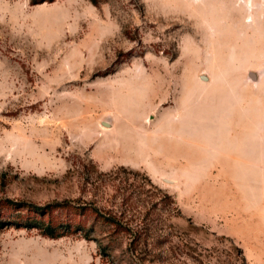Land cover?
I'll use <instances>...</instances> for the list:
<instances>
[{"label": "rangeland", "instance_id": "1", "mask_svg": "<svg viewBox=\"0 0 264 264\" xmlns=\"http://www.w3.org/2000/svg\"><path fill=\"white\" fill-rule=\"evenodd\" d=\"M6 199L78 233L0 264H264V0H0Z\"/></svg>", "mask_w": 264, "mask_h": 264}, {"label": "trees", "instance_id": "2", "mask_svg": "<svg viewBox=\"0 0 264 264\" xmlns=\"http://www.w3.org/2000/svg\"><path fill=\"white\" fill-rule=\"evenodd\" d=\"M30 3H40L43 1H52V0H29ZM148 184L152 186L149 182ZM4 204L14 208L16 215L14 218H2L0 210V229L6 227L13 228H25V229H36L41 235L48 238H58L68 234H77L78 227L73 226L69 220H64L62 224H52L51 217L55 211L63 207L62 202L52 201L43 204H34L30 202L17 201L13 202L12 200H4ZM83 210L85 206H80ZM90 211L101 214L105 219L110 222H115V214L113 210L106 209L104 211L98 210L96 207L89 208ZM25 214H23V213ZM22 213V214H21ZM48 216V218H47ZM46 217V219H45ZM79 235L84 239H89V230L84 232L81 231V226L79 225Z\"/></svg>", "mask_w": 264, "mask_h": 264}, {"label": "water", "instance_id": "3", "mask_svg": "<svg viewBox=\"0 0 264 264\" xmlns=\"http://www.w3.org/2000/svg\"><path fill=\"white\" fill-rule=\"evenodd\" d=\"M250 76H252V74H250Z\"/></svg>", "mask_w": 264, "mask_h": 264}]
</instances>
